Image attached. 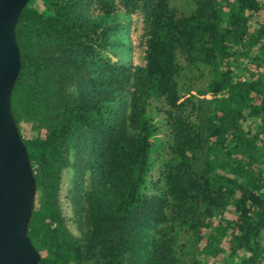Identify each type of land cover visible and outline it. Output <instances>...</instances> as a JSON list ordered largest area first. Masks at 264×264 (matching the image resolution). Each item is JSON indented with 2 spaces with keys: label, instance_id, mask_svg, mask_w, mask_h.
Wrapping results in <instances>:
<instances>
[{
  "label": "trees",
  "instance_id": "obj_1",
  "mask_svg": "<svg viewBox=\"0 0 264 264\" xmlns=\"http://www.w3.org/2000/svg\"><path fill=\"white\" fill-rule=\"evenodd\" d=\"M121 10L136 63L98 18ZM15 31L38 264H264V0H30ZM71 146L82 238L57 205Z\"/></svg>",
  "mask_w": 264,
  "mask_h": 264
},
{
  "label": "water",
  "instance_id": "obj_2",
  "mask_svg": "<svg viewBox=\"0 0 264 264\" xmlns=\"http://www.w3.org/2000/svg\"><path fill=\"white\" fill-rule=\"evenodd\" d=\"M29 0H0V264H38L27 237L35 177L11 111V91L21 70L18 16Z\"/></svg>",
  "mask_w": 264,
  "mask_h": 264
},
{
  "label": "rangeland",
  "instance_id": "obj_3",
  "mask_svg": "<svg viewBox=\"0 0 264 264\" xmlns=\"http://www.w3.org/2000/svg\"><path fill=\"white\" fill-rule=\"evenodd\" d=\"M179 3L180 1H177V5ZM98 18L106 23H120L123 26L121 32L119 31L120 34L117 35V38H119V40H122L125 45H127V48H131V50H127V48H124L122 50L121 47L115 48L114 52H116L117 54L116 58L131 60L134 63L138 62L136 53L138 52V49H140L138 46V35L142 32L143 25L141 23V17L136 14H126L123 12V10H121L108 16L100 15ZM17 127L20 136L31 137L37 135V133L39 134V132L43 134V131H39L30 123L22 122ZM166 134V127L161 124L159 126L158 137L163 139ZM68 154L70 155L68 164L61 170L59 176L57 189V205L69 232L78 238H82L85 236L86 228L81 223V221H78L76 206L73 199L76 197L75 193L78 187V183H82V185L85 186L87 183V176H84L81 181V168L79 165L82 160V156L79 154L78 150L71 146ZM37 203L38 192L37 189H35L33 208ZM46 255L47 253L45 251H42L40 253V256L44 257Z\"/></svg>",
  "mask_w": 264,
  "mask_h": 264
}]
</instances>
